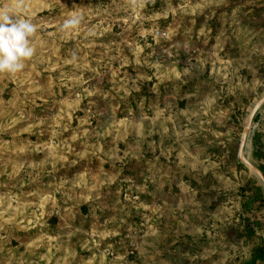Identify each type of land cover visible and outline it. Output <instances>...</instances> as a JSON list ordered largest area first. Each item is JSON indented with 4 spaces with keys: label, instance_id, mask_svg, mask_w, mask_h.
Returning a JSON list of instances; mask_svg holds the SVG:
<instances>
[{
    "label": "rangeland",
    "instance_id": "1",
    "mask_svg": "<svg viewBox=\"0 0 264 264\" xmlns=\"http://www.w3.org/2000/svg\"><path fill=\"white\" fill-rule=\"evenodd\" d=\"M148 1L0 0V264H264V0Z\"/></svg>",
    "mask_w": 264,
    "mask_h": 264
},
{
    "label": "clouds",
    "instance_id": "2",
    "mask_svg": "<svg viewBox=\"0 0 264 264\" xmlns=\"http://www.w3.org/2000/svg\"><path fill=\"white\" fill-rule=\"evenodd\" d=\"M80 22L72 17L64 22L62 31L75 29ZM36 26L19 10L0 9V73L16 74L25 67V62L33 57L31 39Z\"/></svg>",
    "mask_w": 264,
    "mask_h": 264
},
{
    "label": "water",
    "instance_id": "3",
    "mask_svg": "<svg viewBox=\"0 0 264 264\" xmlns=\"http://www.w3.org/2000/svg\"><path fill=\"white\" fill-rule=\"evenodd\" d=\"M264 103V97H262L253 107L246 125L243 128L242 131V135L240 138V145H239V151H238V155L240 160L245 163L251 170H253L255 172V174L262 180V182L264 183V173L255 165H253L249 159L245 156L244 153V148L246 146L247 143V139L249 137V133H250V128H251V123L253 121V118L257 112V110L261 107V105Z\"/></svg>",
    "mask_w": 264,
    "mask_h": 264
},
{
    "label": "trees",
    "instance_id": "4",
    "mask_svg": "<svg viewBox=\"0 0 264 264\" xmlns=\"http://www.w3.org/2000/svg\"><path fill=\"white\" fill-rule=\"evenodd\" d=\"M160 1L159 0H149L148 2H147V5L148 6H153V4L154 5H158V3H159ZM260 151H261V149H260ZM264 152V151H263ZM241 165L242 166H244L245 167V165L244 164H242L241 163ZM259 167V169L264 173V168L263 167H260V166H258ZM254 257H255V259H264V247L263 246H258L257 248H256V251H255V255H254ZM254 262V261H253ZM251 263V264H255V263Z\"/></svg>",
    "mask_w": 264,
    "mask_h": 264
},
{
    "label": "built area",
    "instance_id": "5",
    "mask_svg": "<svg viewBox=\"0 0 264 264\" xmlns=\"http://www.w3.org/2000/svg\"><path fill=\"white\" fill-rule=\"evenodd\" d=\"M262 151H264V149H262Z\"/></svg>",
    "mask_w": 264,
    "mask_h": 264
}]
</instances>
